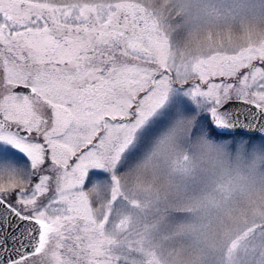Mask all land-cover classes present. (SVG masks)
I'll return each mask as SVG.
<instances>
[{
	"label": "snow or ice",
	"instance_id": "6c2138e0",
	"mask_svg": "<svg viewBox=\"0 0 264 264\" xmlns=\"http://www.w3.org/2000/svg\"><path fill=\"white\" fill-rule=\"evenodd\" d=\"M163 29L150 0H0V264H113L86 187L172 97L264 145V43L178 61Z\"/></svg>",
	"mask_w": 264,
	"mask_h": 264
},
{
	"label": "rangeland",
	"instance_id": "374dc122",
	"mask_svg": "<svg viewBox=\"0 0 264 264\" xmlns=\"http://www.w3.org/2000/svg\"><path fill=\"white\" fill-rule=\"evenodd\" d=\"M150 5L178 61L264 43V0ZM177 99L86 187L106 254L113 264H264V145L216 139Z\"/></svg>",
	"mask_w": 264,
	"mask_h": 264
},
{
	"label": "water",
	"instance_id": "95a60500",
	"mask_svg": "<svg viewBox=\"0 0 264 264\" xmlns=\"http://www.w3.org/2000/svg\"><path fill=\"white\" fill-rule=\"evenodd\" d=\"M256 136H259V137H264V136H261V134L257 133Z\"/></svg>",
	"mask_w": 264,
	"mask_h": 264
}]
</instances>
